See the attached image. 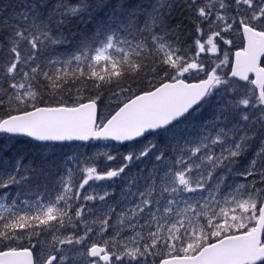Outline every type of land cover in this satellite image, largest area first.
I'll return each instance as SVG.
<instances>
[{"label": "snow or ice", "instance_id": "snow-or-ice-1", "mask_svg": "<svg viewBox=\"0 0 264 264\" xmlns=\"http://www.w3.org/2000/svg\"><path fill=\"white\" fill-rule=\"evenodd\" d=\"M0 264H264V0H0Z\"/></svg>", "mask_w": 264, "mask_h": 264}]
</instances>
